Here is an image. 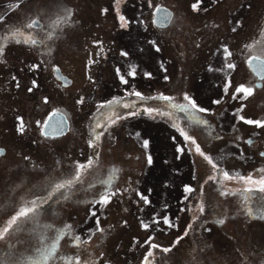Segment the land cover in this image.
<instances>
[{"label":"rangeland","instance_id":"obj_1","mask_svg":"<svg viewBox=\"0 0 264 264\" xmlns=\"http://www.w3.org/2000/svg\"><path fill=\"white\" fill-rule=\"evenodd\" d=\"M160 5L174 10L168 27L154 24ZM197 7L0 0V23L44 37L14 38L13 75L0 86V143L8 147L0 158V264H140L145 236L169 243L182 227L188 236L171 252L158 250L159 264H264V134L257 148L245 145L249 124L228 92L247 77L244 43L264 39V0ZM37 19L44 29L33 27ZM229 47L241 66L235 73ZM58 65L70 85L55 77ZM249 102L250 113L264 114V89ZM58 109L70 130L43 136ZM24 207L35 211L10 224Z\"/></svg>","mask_w":264,"mask_h":264},{"label":"flooded vegetation","instance_id":"obj_2","mask_svg":"<svg viewBox=\"0 0 264 264\" xmlns=\"http://www.w3.org/2000/svg\"><path fill=\"white\" fill-rule=\"evenodd\" d=\"M202 2H203V0H197L198 7H199L200 3H202ZM174 17H175V14L171 20V23H172ZM37 20H40V19H37ZM40 21H41V25L38 26L37 24L33 23L32 24L33 27H35L36 29H38V28L44 29L45 28L44 22L42 20H40ZM239 22L245 23L244 20H239ZM12 25L14 26V24H11V23H0V76H4V79L0 78V86H3V85H5V83H7V80H8L7 76L13 75L11 69H9V72H6L8 70L6 68L8 66V54H9L8 51L11 48V46H13L12 45L13 42L18 44L14 38L19 37L18 39H20L22 41H24V40L28 41L30 39L28 37H33L35 43H40V42H42V40H44V37L41 34H37L38 30H32L30 32V29L32 27L30 29H24L23 25H20V26L15 25V30H14V29H12ZM244 44H245L246 49H247V51H246L247 54H245V56L243 58V63L245 66L244 72H245V75L247 74V77L244 80L238 81L234 86L231 85V87H233V89H232V91H228V92L233 93L232 109L240 115V118L242 119V121H246L247 123L249 120L260 122L259 124L248 123L249 128L247 129V133L246 134L243 133V137H242L244 140V143H245V145H247V147L255 146L257 148L258 147L257 145L260 141V138L263 137L261 135L264 134V114H262V115L252 114L249 112L248 107H249V103H250L249 101L251 100V98L260 89H264V66H262L261 64H259L257 62H256V66H253L251 63V60L254 57H256L257 59L258 58L264 59V39L258 40L256 42L254 48H253L252 44H250V43L248 44V46H247L246 42ZM229 49H230V51H229V54L227 55V57H228L227 58V64L231 65V67L233 68V73H235L236 69L238 70L239 67H241V66H239V64L237 62L238 59L237 58L235 59L232 57L234 55L232 52L233 49H231L230 47H229ZM58 66H60V65H58ZM55 71H56V67H55ZM55 71H54V75L58 79V81L61 82L62 85H65V86L70 85V84H65L60 78H58V76H56V74H55ZM62 71H63V69H62ZM232 79H233V77H232ZM232 79L230 78V82L232 81ZM73 80H74V78H72V82H73ZM15 81L20 82V81H17L16 79H15ZM39 84H40V81L37 77L32 78V85L30 86V88L34 89L35 87H38ZM28 88H29V85H28L27 89ZM237 89H241V91H237ZM249 89H250V91H248ZM44 98L49 100L50 97L48 95H45ZM58 110H61V109H58ZM53 111H55V110H53ZM16 119L18 120L16 129L18 130V132L23 133L24 131H26V120H25L24 114L23 113L17 114ZM71 125L72 124L70 123V126ZM245 126H247V124ZM43 128H44V125L41 128V130H42L43 136H45V137H52V138L56 139V138L64 136L65 134L68 133L67 132V133L62 134V135H50V134L44 133ZM259 134H260V136H259ZM240 144H242V146H243L242 151L246 152L245 146L243 145V143L240 142ZM258 153H259V155L264 156V147L259 148ZM7 154H8L7 145L0 143V158H4ZM210 158H213V156L212 157L210 156ZM228 167H230V166H228ZM260 167H262V171H264V165H262ZM179 230H181V232L176 233L173 236L172 241L169 243L168 242L165 243V242L160 241L158 238H156V234H153V232H151L150 234L145 236L143 238L142 244H143V246H146V248L148 249L147 250L148 252L146 251L147 253L143 257L140 264H159V260L157 261L155 258V254H156V252H158V250H160L163 253L171 252L174 250L173 248H175V245L177 243L179 244L184 238H186L188 236V231H189L188 228L182 227ZM53 236H54V234H53ZM59 236L60 235H58V237ZM138 239H140V238H138ZM57 243H58V241L55 239V237H53V238H51V243L49 246L53 247V246L57 245ZM202 262L204 264H208L207 261H205V260H203Z\"/></svg>","mask_w":264,"mask_h":264},{"label":"water","instance_id":"obj_3","mask_svg":"<svg viewBox=\"0 0 264 264\" xmlns=\"http://www.w3.org/2000/svg\"><path fill=\"white\" fill-rule=\"evenodd\" d=\"M173 16H174V10L171 7L166 5H160L155 10L154 23L157 26H161V27L168 26ZM34 23L37 25H41L40 20H36ZM256 62L264 66V59L262 58L257 59L256 57H254L251 60L253 66H256ZM55 74L56 76H58V78L62 79L65 84H69L72 82V78L64 74L62 72L61 67L59 66L56 67ZM69 128H70V120L67 114L62 110H56L51 112L50 115L48 116L44 124L43 130L46 134L61 135L66 133L69 130Z\"/></svg>","mask_w":264,"mask_h":264},{"label":"snow or ice","instance_id":"obj_4","mask_svg":"<svg viewBox=\"0 0 264 264\" xmlns=\"http://www.w3.org/2000/svg\"><path fill=\"white\" fill-rule=\"evenodd\" d=\"M0 19H2V18H0ZM29 26H31V25H29ZM229 67H231V65H229ZM237 91H241V89H237ZM248 91H250V89ZM136 95L139 96L140 94L139 93H136ZM201 111H204V110L201 109ZM130 114H134V113H130ZM248 123H250V124H252V123L259 124L260 122L259 121H251V120H249ZM197 151H199V149H197ZM60 187H64V185H60ZM34 211H35V208L34 207H24V208H21L19 210V212L12 217L10 224H15L19 218L25 217V216L29 215L30 213H33ZM4 231H7V229H5ZM0 238H3V233H0Z\"/></svg>","mask_w":264,"mask_h":264},{"label":"trees","instance_id":"obj_5","mask_svg":"<svg viewBox=\"0 0 264 264\" xmlns=\"http://www.w3.org/2000/svg\"><path fill=\"white\" fill-rule=\"evenodd\" d=\"M42 255H43V251H42ZM39 257H36V259H38ZM34 260V259H33ZM30 261H32V260H30ZM38 261H39V259H38Z\"/></svg>","mask_w":264,"mask_h":264}]
</instances>
